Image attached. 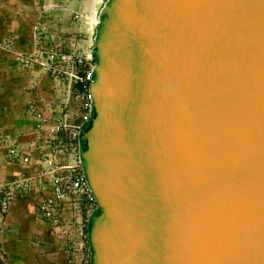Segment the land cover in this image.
Segmentation results:
<instances>
[{
    "label": "water",
    "instance_id": "95a60500",
    "mask_svg": "<svg viewBox=\"0 0 264 264\" xmlns=\"http://www.w3.org/2000/svg\"><path fill=\"white\" fill-rule=\"evenodd\" d=\"M77 157L88 264H264V0H104Z\"/></svg>",
    "mask_w": 264,
    "mask_h": 264
},
{
    "label": "crops",
    "instance_id": "0c3cea01",
    "mask_svg": "<svg viewBox=\"0 0 264 264\" xmlns=\"http://www.w3.org/2000/svg\"><path fill=\"white\" fill-rule=\"evenodd\" d=\"M2 1L16 4L18 9L12 18L20 20L18 12L23 9L24 1ZM0 22H6L4 15ZM19 24L13 21L7 25L15 30L16 34H11L15 48H18L15 41L21 40ZM59 29L64 31L61 38L67 42L68 35L73 33H67V26ZM6 36L10 34L0 35V38ZM91 39L92 36L78 37L86 49L91 48ZM31 40L34 42L28 39V44ZM53 83L51 75L36 66L24 67L11 59L9 53L0 51V182L34 171L38 158L48 148L50 132L35 129L36 117L27 105L32 100L37 104L53 100ZM70 105L71 109L76 107L74 103ZM77 110V107L71 110L73 118ZM10 147L14 148L13 154L8 153ZM91 207L84 197L75 203L63 204L61 216L71 223V234L66 238L55 234L49 222L38 213L37 194L20 192L10 202L7 212H0V264H87L85 224Z\"/></svg>",
    "mask_w": 264,
    "mask_h": 264
},
{
    "label": "built area",
    "instance_id": "2783aa9c",
    "mask_svg": "<svg viewBox=\"0 0 264 264\" xmlns=\"http://www.w3.org/2000/svg\"><path fill=\"white\" fill-rule=\"evenodd\" d=\"M68 36L67 42L59 37L26 50L13 47L12 36L0 38V48L10 51L20 65L36 66L54 79L53 100L43 104L32 100L27 105L36 117L35 129L50 132L49 146L38 158L34 171L0 182V212L5 214L20 192H34L38 213L55 234L66 238L71 234V223L61 216L63 204L84 197L94 205L81 171L76 142L80 122L92 112L91 48L86 49L75 34ZM70 103L78 109L74 118ZM8 153L13 154L14 148L10 147Z\"/></svg>",
    "mask_w": 264,
    "mask_h": 264
},
{
    "label": "rangeland",
    "instance_id": "374dc122",
    "mask_svg": "<svg viewBox=\"0 0 264 264\" xmlns=\"http://www.w3.org/2000/svg\"><path fill=\"white\" fill-rule=\"evenodd\" d=\"M23 1L25 5L18 12L20 13V20H17V18H12V15L16 13L14 11L18 9L16 4L0 0V19L4 15L6 20L4 23L0 22V35L10 34L11 36L12 34L13 36L15 30H10L7 25L13 21L20 22L18 33H20L21 40L19 43L15 41V45L19 49L26 50L61 37L64 31L60 30V27L67 26V33H73L81 39H87L89 36L90 38L93 37L91 31L93 34L94 24L97 21V11L104 0ZM19 8L22 7L19 5ZM28 39H34V42L32 43L31 40V43L28 44ZM0 51L9 53L11 59L15 60L10 51L1 48ZM75 109L76 107L70 108V111H75Z\"/></svg>",
    "mask_w": 264,
    "mask_h": 264
}]
</instances>
